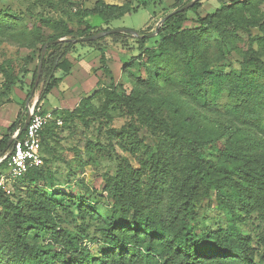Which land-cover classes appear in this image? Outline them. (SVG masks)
<instances>
[{
	"label": "trees",
	"instance_id": "1",
	"mask_svg": "<svg viewBox=\"0 0 264 264\" xmlns=\"http://www.w3.org/2000/svg\"><path fill=\"white\" fill-rule=\"evenodd\" d=\"M181 1H176L171 9L185 5ZM46 2L58 9L59 3ZM263 2L229 0L214 12L198 16V26L189 29L183 27L188 12H197L202 0L187 10L171 14L159 29L157 47L147 46L149 37L137 39L139 50L148 64L147 76L133 77L127 69V78L134 84L131 93L118 95L106 89L109 100L118 101L132 114H140L152 126L163 129L171 141L186 145L192 154L188 167L191 184L172 221L165 219L157 206L141 202V185H126L117 180L110 187L114 197L111 212L96 209L93 199H84L79 205L82 216L100 217L98 230L106 247L102 254H94L76 236L57 230V208L65 201L76 205L82 196L78 198L64 189H57V181L50 174L45 179L46 189L34 187L26 200L14 202L0 190V222H11L20 247L19 251L8 255L0 248V264H264L256 259L250 238L233 226L201 233H194L193 229L194 195L198 190L204 196L215 197L220 206L230 204L234 208L241 204L246 213L254 208L264 212V197H260L264 192V36L259 39L260 50L251 43L246 50L239 51L243 57L239 67L211 68L212 64L225 58L226 46L236 48L238 30L255 26L264 30L259 9ZM60 4L73 6L70 0H60ZM136 11L138 9L130 4L116 5L97 0L93 8L75 10V23L64 17L31 14L39 25L28 24L33 36L29 47L38 52L39 61L43 46L49 43L43 61L40 100L59 85L61 77L55 76L57 72L71 71L73 63L67 54L79 43L53 41L100 31L85 20L91 15L100 16L105 21L102 29L109 30L111 21ZM5 15L0 13L4 20ZM44 27L53 31L47 38L42 31ZM140 33L144 34L143 31ZM108 37L117 43L132 36L114 33ZM103 39L89 44L98 45ZM32 62L34 58L28 56L19 70L14 66L8 69L0 65L6 90L23 84ZM37 69L38 65L33 73L31 90ZM159 90L163 93L159 94ZM225 94L229 100L223 103L221 100ZM166 107L173 108L180 117L177 122L170 123L163 115L162 109ZM52 123L42 132V150L45 132ZM21 127L16 120L0 139V158L8 155L0 162V173L8 168L12 151L8 141ZM229 133L240 136L241 142L236 146H223L221 139ZM213 145L220 147L217 161L202 156L205 149ZM45 177L46 172L43 173L40 166L31 168L19 179L37 185ZM69 184L61 183L62 186ZM47 230L63 247L61 251H53L51 245L38 243L40 234Z\"/></svg>",
	"mask_w": 264,
	"mask_h": 264
},
{
	"label": "rangeland",
	"instance_id": "2",
	"mask_svg": "<svg viewBox=\"0 0 264 264\" xmlns=\"http://www.w3.org/2000/svg\"><path fill=\"white\" fill-rule=\"evenodd\" d=\"M53 1L59 3L58 9L50 6L46 0H0V13L6 14L5 20L0 17V65L8 69L14 66L19 70L25 65L28 56L34 58V62L28 65L27 75L24 78L20 75L24 80L23 84H17L10 91L4 87L5 76L0 69V139L16 120L22 126L33 107L53 111L63 119L61 125L53 122L45 132L44 166L41 167L43 173L46 172V177L37 185H31L27 179H17L12 182L10 192L5 193L14 202L26 200L34 187L46 189L45 179L50 174L53 175L57 181V189H64L78 198L82 196L76 205L65 201L63 206L57 208V230L76 236L92 253L102 254L106 245L101 241L98 230L100 217H91L89 214L82 216L79 205L83 200L93 199L92 203L95 204L89 205L111 212L114 197L110 187L113 182L119 180L126 185H141V202L157 206L164 218L172 221L176 214L174 212L181 207L185 191L191 184L188 167L193 156L186 145L171 141L163 129L152 126L138 113H130L118 101L109 100L106 94V89L113 90L118 95L131 93L134 84L127 78V69L133 77L147 76L148 64L139 50L138 37L131 35L132 37L115 43L105 36L98 45L89 42L75 43L77 45L67 54L73 63L71 71L56 73L55 76L61 77L60 83L44 100H40L43 87L40 82L31 95L33 73L39 64L38 52L29 47L33 36L29 33L31 28L28 24L39 25L31 14L64 17L75 23V10L93 8L97 0H70L73 6L60 4V0ZM107 1L116 5L130 4L138 9L111 21V29L128 28L152 33L158 23L175 10L171 6L178 0ZM187 1L181 2L186 4ZM228 1L202 0L197 12L189 10L183 27L189 29L198 26V16L212 13ZM259 9L261 22L264 24V2L259 5ZM85 20L96 29L104 31L102 28L105 21L100 16L91 15ZM81 28L79 24V29ZM42 31L45 38L53 33L45 27ZM237 35L236 48L226 46L225 58L212 64L211 68L226 69L232 65L239 67L243 60L239 51L246 50L251 43L255 49H261L259 39L264 36L261 26L238 30ZM159 40L157 35L150 37L147 46L157 47ZM158 93L163 92L159 90ZM228 100L225 94L221 101L226 103ZM162 113L170 123L180 119L173 108H163ZM137 140V143H133ZM240 142V136H231L229 133L220 143L223 146H236ZM219 155L220 147L213 145L208 146L202 156L217 161ZM157 164L156 172H153ZM64 182L70 184L62 186L61 183ZM194 196V233L233 226L250 238L256 259L264 263V212L254 208L246 213L241 204H236L234 208L230 204L220 206L215 197L204 196L200 190ZM260 197H264V192ZM40 235L39 244L51 245L49 247L53 251L63 249L53 240L50 230ZM0 248L7 255L19 251L10 221L0 222Z\"/></svg>",
	"mask_w": 264,
	"mask_h": 264
},
{
	"label": "built area",
	"instance_id": "3",
	"mask_svg": "<svg viewBox=\"0 0 264 264\" xmlns=\"http://www.w3.org/2000/svg\"><path fill=\"white\" fill-rule=\"evenodd\" d=\"M30 122L12 146L8 168L0 173V190L10 192L12 182L23 177L31 168L44 163L42 150V132L51 123L61 125L63 119L53 111H44L40 107L31 108ZM8 155L0 158L2 162Z\"/></svg>",
	"mask_w": 264,
	"mask_h": 264
},
{
	"label": "water",
	"instance_id": "4",
	"mask_svg": "<svg viewBox=\"0 0 264 264\" xmlns=\"http://www.w3.org/2000/svg\"><path fill=\"white\" fill-rule=\"evenodd\" d=\"M196 1H198V0H191L190 2L186 3L182 7H180L178 9L172 11L171 13L167 14L158 23L155 31L152 32V33H144V34H142V33H140V31H136V30H133V29L116 28V29H109V30L99 31V32L94 33L92 35L81 36V37H77V38L68 39V38H65L64 37V38H61V39H58V40L53 41V43L58 42V41H71L73 43H78V42H91V41L98 40V39H100L102 37H105V36H108V35L114 34V33H126V34H129V35L138 37V38H142V37H149L150 38V37H153L155 35H158V32H159V29H160L161 25L165 22V20L167 19L168 16H170L171 14H173V13H175L177 11H184V10L189 9ZM48 45H49V43H47V44H45L43 46L42 53H41V57H40V61H39V65H38V71H37L38 74H37V77H36V80H35L34 87L31 90V95L35 93V90H36L37 86L39 85V82H40V79H41V76H42L43 61H44V57H45L46 52H47ZM27 105H28V102H27ZM30 119H31V113L29 111L28 114H27V117H26V119H25V121H24V123L22 125V127L20 129L16 130L12 134V136L10 137V139L8 141V147L13 146L15 139H17L19 136L22 135V133L27 128V126H28V124L30 122Z\"/></svg>",
	"mask_w": 264,
	"mask_h": 264
},
{
	"label": "crops",
	"instance_id": "5",
	"mask_svg": "<svg viewBox=\"0 0 264 264\" xmlns=\"http://www.w3.org/2000/svg\"><path fill=\"white\" fill-rule=\"evenodd\" d=\"M39 65V64H38Z\"/></svg>",
	"mask_w": 264,
	"mask_h": 264
}]
</instances>
